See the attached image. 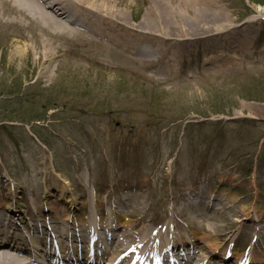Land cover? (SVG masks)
<instances>
[{
	"label": "rangeland",
	"instance_id": "rangeland-1",
	"mask_svg": "<svg viewBox=\"0 0 264 264\" xmlns=\"http://www.w3.org/2000/svg\"><path fill=\"white\" fill-rule=\"evenodd\" d=\"M220 1L235 25L259 17L244 26L246 42L213 49L220 65L206 64L210 48L200 45L173 70L167 54L131 64L81 33L45 22L32 29L0 7V194L14 189L19 208L37 200L42 213L73 196L56 212L80 220L107 211L130 232L172 219L190 241L220 243L217 254L197 246L192 255L264 261V4ZM147 3L133 1L138 21ZM39 43L51 46L47 59ZM44 108L45 120L26 116ZM241 209L263 215L259 233L236 231Z\"/></svg>",
	"mask_w": 264,
	"mask_h": 264
},
{
	"label": "bare ground",
	"instance_id": "bare-ground-1",
	"mask_svg": "<svg viewBox=\"0 0 264 264\" xmlns=\"http://www.w3.org/2000/svg\"><path fill=\"white\" fill-rule=\"evenodd\" d=\"M133 1L0 0V7L9 15L23 17L32 29L40 26L39 22H45L55 24L56 31L81 33L90 41L106 45L108 54L131 64L136 63L138 56L155 59L157 55L167 54L166 68L169 70L183 62L182 54L200 45L210 48L204 55V62L220 65L226 59L215 55L213 49L223 52L225 41L245 43L246 40L240 38L246 32L244 26L259 18L254 16L235 25L219 12L220 0H148L138 21ZM262 11L260 9L259 14ZM36 48L38 58L41 55L46 59L50 57V45L39 43ZM25 51L27 48L18 50ZM116 66L110 65L111 68ZM14 196V189L10 197L0 194V264H213L211 257L204 255L202 250L212 254L219 252L218 240L211 246L194 234L196 240L190 241L184 228L180 229L172 219L160 228L150 226L130 232L132 225L125 221L117 222L106 216L93 219L91 215L79 220L70 210L66 213L64 209V215L56 212L60 206L74 204L73 196L60 197L59 204L53 202L58 207L50 208L47 213L40 211L37 200L29 203L27 210H22ZM198 199V202L203 200L202 197ZM88 202L92 204L91 199ZM247 210L237 212L234 228L237 231L251 226L259 233L263 228V215L254 219ZM118 225L121 228L117 233ZM212 228L214 226L210 225ZM232 231L235 230L223 236L228 238ZM226 238L225 242L229 239ZM199 240L202 245L197 243ZM197 246L202 250L192 255V248L197 249ZM242 259L243 255L230 264H247Z\"/></svg>",
	"mask_w": 264,
	"mask_h": 264
},
{
	"label": "trees",
	"instance_id": "trees-1",
	"mask_svg": "<svg viewBox=\"0 0 264 264\" xmlns=\"http://www.w3.org/2000/svg\"><path fill=\"white\" fill-rule=\"evenodd\" d=\"M257 3H261V4H264V0H255ZM46 108H44V110L42 111V113L40 112V111H35V112H33V113H30V114H27L26 116L28 117L29 116V118L30 119H37V120H45V116H46ZM27 117H24V119H23V117H21V115H20V117L19 118H21V119H23V120H26L25 118H27ZM27 121V120H26ZM41 130H39L38 131V134L43 138V139H45L46 141H48L49 139L44 135V133H42V132H40Z\"/></svg>",
	"mask_w": 264,
	"mask_h": 264
}]
</instances>
